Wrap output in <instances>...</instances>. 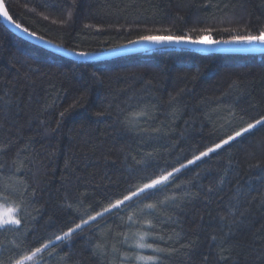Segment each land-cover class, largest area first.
<instances>
[{"label":"trees","instance_id":"16d2710c","mask_svg":"<svg viewBox=\"0 0 264 264\" xmlns=\"http://www.w3.org/2000/svg\"><path fill=\"white\" fill-rule=\"evenodd\" d=\"M2 2L22 27L74 52L146 34L197 37L207 28L225 41L237 29H264V0ZM261 115L264 53L162 46L76 61L21 39L0 17V204L22 209L18 229H0V261L49 243L36 264H264L259 127L182 169L152 200L134 198L71 240H56ZM145 159L147 171L137 163ZM156 201L163 203L155 211L145 207ZM145 233L164 252L135 247Z\"/></svg>","mask_w":264,"mask_h":264},{"label":"snow or ice","instance_id":"6c2138e0","mask_svg":"<svg viewBox=\"0 0 264 264\" xmlns=\"http://www.w3.org/2000/svg\"><path fill=\"white\" fill-rule=\"evenodd\" d=\"M0 16L3 17L8 23L13 24L17 29L21 32L27 33L30 37L36 40H43L41 36H38L35 32L29 31L26 27H22L21 24L17 23L13 17L9 14V11L5 7L2 0H0ZM47 19V17H45ZM158 32L160 30H157ZM167 33V30H164ZM205 35H200L197 37H190L187 35H173V34H146L141 35L138 40L130 41V44L137 43H149L153 45H180V44H192V45H205L207 47H215L219 43L225 44H234V45H264V29L257 30L256 34H253L251 31H247V29L241 33L239 29H237V34L233 36L230 40L225 41H217L211 38L210 33L211 29H202ZM231 31V30H229ZM127 47V46H121ZM115 51V50H113ZM77 57L87 58L89 53L86 52H76L74 53ZM95 75V73L93 74ZM61 116L64 113L60 114ZM264 129V115H261L259 118H256L252 121L247 122L245 125L235 129L231 133L226 134L224 137L220 138L217 142H214L198 153L194 154L191 159L187 161V163H181L179 167H175L169 171H161L159 174L153 173L151 176H148L144 179L143 183L137 185V190L132 191L130 194L123 195L121 198L116 199L114 202H110L106 207L103 208V211H97L95 215H89L86 219H81L80 222L69 224L66 230H62V235H57L56 240L65 241L71 240L75 235H79L80 232L83 231L85 225H90L92 222H95L99 219H102L106 213H112L113 210H120L122 205H126V202L132 201L134 198L143 197L146 201L152 200V198L161 190L166 189L173 178H175L176 174L181 172L182 169L187 168L189 165L195 164L197 161H203L206 158H210L212 154L218 153L220 150L224 149L225 146H230L233 142L237 141L238 138L243 137L246 133H251L253 130L257 128ZM159 131V130H157ZM2 150V149H0ZM151 153L148 154V157H151ZM138 164L144 166V170L147 171L149 167V161L147 159L137 161ZM260 165L257 164L256 167ZM223 178H221L220 183L223 184ZM209 192L213 191L212 188L208 189ZM176 200V196L166 197L167 200ZM163 203L162 201L150 202L146 203L145 207L148 210L155 211L158 207V204ZM22 209L18 207H12L6 209L3 213H0V229L8 230L9 228H19L21 225L20 213ZM148 227L151 228L153 225L151 222H148ZM148 234L145 233L139 236L135 247L137 248H150L154 252H164V249H156L152 247L151 243L146 242V236ZM213 240H216L217 237L213 236ZM46 249H49V243H42L39 246L34 248H26L22 249L20 254L12 261V264H36V257L38 254L43 253ZM141 259H148L150 261H154L156 258L154 257H141ZM207 259V257H205ZM0 264H3V261H0Z\"/></svg>","mask_w":264,"mask_h":264},{"label":"water","instance_id":"95a60500","mask_svg":"<svg viewBox=\"0 0 264 264\" xmlns=\"http://www.w3.org/2000/svg\"><path fill=\"white\" fill-rule=\"evenodd\" d=\"M4 25L15 35L20 37L21 39H24L28 41L31 44H35L39 47H42L44 49H47L54 53L55 55L58 54L62 57H68L73 60H83V61H99V60H109V58H115V57H120L122 55H130L133 53H140L141 51H150L151 49L162 47V46H170V47H185V48H191V49H197L201 51H210L213 53H222V54H248V53H264V45L256 44V45H234V44H225V43H219L215 47H207L205 45H192V44H172V45H153L149 43H137V44H126V45H121V46H127V47H116L112 48L109 50H104V51H98V52H87L89 55L87 58H82V57H77L74 55V51H71L69 49H65L61 46H58L57 44H53L47 39L43 40H36L27 33L21 32L19 29H17L13 24L8 23L6 20L3 19L2 16H0ZM115 50V51H113ZM78 52V51H77Z\"/></svg>","mask_w":264,"mask_h":264},{"label":"rangeland","instance_id":"374dc122","mask_svg":"<svg viewBox=\"0 0 264 264\" xmlns=\"http://www.w3.org/2000/svg\"><path fill=\"white\" fill-rule=\"evenodd\" d=\"M12 207H13L12 205L5 206V205L0 204V213H3L6 209L12 208Z\"/></svg>","mask_w":264,"mask_h":264}]
</instances>
